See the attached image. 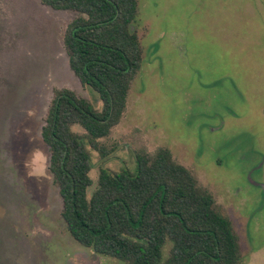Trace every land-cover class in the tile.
<instances>
[{"label":"rangeland","instance_id":"obj_1","mask_svg":"<svg viewBox=\"0 0 264 264\" xmlns=\"http://www.w3.org/2000/svg\"><path fill=\"white\" fill-rule=\"evenodd\" d=\"M75 15L0 0V264H128L67 230L41 134L55 89L102 106L69 64ZM133 25L142 67L104 139L112 152H93L89 197L101 168L133 169L138 151L169 148L231 219L241 264H264V0H139Z\"/></svg>","mask_w":264,"mask_h":264},{"label":"trees","instance_id":"obj_2","mask_svg":"<svg viewBox=\"0 0 264 264\" xmlns=\"http://www.w3.org/2000/svg\"><path fill=\"white\" fill-rule=\"evenodd\" d=\"M41 2L76 13L64 33L69 64L102 102L97 108L70 88L55 89L42 127L61 215L73 238L128 264H241L231 219L169 148L138 151L133 169L101 168L89 197L93 152L102 158L112 152L104 139L120 122L142 67L144 51L133 25L139 0Z\"/></svg>","mask_w":264,"mask_h":264}]
</instances>
